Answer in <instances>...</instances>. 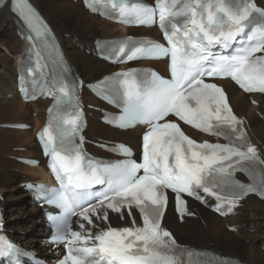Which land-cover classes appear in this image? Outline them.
I'll return each instance as SVG.
<instances>
[{
	"label": "snow or ice",
	"instance_id": "obj_1",
	"mask_svg": "<svg viewBox=\"0 0 264 264\" xmlns=\"http://www.w3.org/2000/svg\"><path fill=\"white\" fill-rule=\"evenodd\" d=\"M0 7L9 8L28 30L26 39L42 71V49L52 47L47 25L28 0H0ZM257 11L264 12L253 0H155L154 7L132 5L131 11L121 7L122 17L131 16L141 26L158 17L165 43L149 39L129 46L122 42L114 54L129 62L169 58L170 78L152 72L141 81L135 69L106 78L112 87L105 89V98L109 92L120 97L114 101L120 115L113 122L122 128L147 125L140 162L127 158L102 164L84 154L75 83L67 80L68 68L62 69L64 78L53 84L60 95L39 133L60 185L48 190L53 194L48 203L60 210L57 216L49 214L54 240L66 242L67 254L58 264H181L177 242L162 226L170 200L174 199L175 211L183 218L188 214L186 197L204 204L212 197L214 210L222 215L249 194L264 199V158L247 142L225 91L206 80L230 78L245 93L264 94V22L249 28ZM178 18H183L182 24ZM236 44L239 48L233 55L213 52L215 47L230 49ZM29 74L34 75V70L29 69ZM181 122L228 142L198 143L185 134ZM113 147L131 156L126 146ZM237 172L244 173L250 183L237 180ZM97 185L103 191H94ZM125 207L131 226H109L87 236L72 230L73 216L92 224L93 215L108 221L109 210L123 218ZM133 208L139 212L140 223ZM89 241L91 247L72 246ZM17 251L0 236V256Z\"/></svg>",
	"mask_w": 264,
	"mask_h": 264
},
{
	"label": "bare ground",
	"instance_id": "obj_2",
	"mask_svg": "<svg viewBox=\"0 0 264 264\" xmlns=\"http://www.w3.org/2000/svg\"><path fill=\"white\" fill-rule=\"evenodd\" d=\"M31 1L63 43L65 55L74 66L77 74L86 82L94 81L102 74L109 73L114 69V67L107 65L94 56L93 40L119 34L124 31L121 26L89 14L82 8L79 1L76 3L71 0ZM257 1L264 5V0ZM15 30L16 24L12 15L6 7L2 8L0 10V46H4L11 53L18 56L23 49V43ZM152 31L154 29L138 28L130 29L129 33L134 34L136 32L135 35H147L151 34ZM68 38L70 40H66ZM80 49L88 50L90 54L80 51ZM0 60V76L3 78V80H0V124L23 122L24 120H8V117L16 111L20 115L23 114L24 109L21 108L24 103L19 102V96L15 90L16 74L8 72L9 64L7 63L9 58L0 52ZM148 64L156 67L165 66L164 62H148ZM223 84L229 92L230 101L236 112L248 118L251 134L264 144V123L256 114V111H258L264 116V96H253L259 103L258 106H253L250 104L248 96L235 89L228 81L223 82ZM84 94L87 101H95L94 98L87 96L86 92ZM29 105L39 110L43 107L41 124L45 115V102L36 101L26 104V106ZM99 115L98 112L91 111V116H88V127L86 129L88 137L119 140L132 144L136 149L139 147L140 128L118 131L101 124L98 120ZM26 133V130L1 129L0 149L11 148L14 142H17L16 140L19 141L14 134L23 136ZM31 151H33L35 157L40 158V149L37 143H34ZM10 155L17 156V153L13 152ZM5 157H0V193L4 191L5 199H7L9 205L11 204L10 201L17 202L14 206L6 207L4 201H0V207L5 209L4 216L7 215V230L9 232L15 231L13 234L9 233L13 239L30 249L37 250L41 247L39 245L41 238L45 236L43 220L39 219V208L33 206L30 200H25L26 196L28 198V194L18 188V182H24L27 179L19 180L18 173L12 170V167L18 164L11 161L7 155ZM43 164L41 163L38 168L35 167L36 169L27 165H23V168L38 171V177L43 181L48 178ZM193 206L196 216L185 219L181 224L176 221L170 210L165 215L163 223L172 230L180 242L194 246L210 243L214 248L226 254L229 253L228 255L238 256L236 258L246 264H264V252L259 247L264 245V201H260L255 197H248L243 206L238 208L236 215L224 219L212 214L200 205L193 204ZM18 210L21 211V214L17 215L16 211ZM250 212L251 215H248ZM226 223L229 226L234 225L237 231H230L228 227L226 228ZM187 224L191 226L185 231L184 227ZM41 248L45 250L44 247Z\"/></svg>",
	"mask_w": 264,
	"mask_h": 264
},
{
	"label": "rangeland",
	"instance_id": "obj_3",
	"mask_svg": "<svg viewBox=\"0 0 264 264\" xmlns=\"http://www.w3.org/2000/svg\"><path fill=\"white\" fill-rule=\"evenodd\" d=\"M79 32H83V31H79ZM134 34H136V32ZM65 37H67V36H65ZM66 40H70V38H68ZM80 51H85V50L84 49H80ZM0 52L3 55H5L6 57L9 58V61L7 63V64H9L8 72H10V73L14 72L15 73L16 55L13 54V53H11L7 48H5L2 45L0 46ZM87 54H90V53L87 52ZM0 80H3V78L1 76H0ZM9 97H10V95H9ZM19 102H20V100H19ZM21 109L22 110L24 109L23 114L20 115L19 112L16 111L13 115H10L8 117V120H22V121L24 120L26 123H30L33 126L36 125V124L37 125L40 124V122L42 121V112H43L42 109H43V107L41 108V110H39V109H35L31 105L26 106V104L25 105L23 104V107ZM257 112L258 111H256V114H257ZM1 129H7V128L0 127V130ZM26 131H27V133L24 134L23 136L14 134L15 136L18 137L19 141L16 140L17 142H14V145L11 148H8L6 150L0 149V157L1 158L2 157L3 158H6L5 156L7 155L8 158L11 161H13L16 164H18L15 167H12V170L14 172L18 173L19 180H21V179H27V180L39 179L40 177H38L39 175L37 174L38 171H36V170H29V169L23 168V164H20L19 162H17L14 159L13 156H15V155H10V154H13V152H15V153H17V156H31V157H35L33 151H31V148L33 147V145L35 143L33 128L32 129H27ZM23 171H24V173H22ZM18 188L21 189V190H23V188L21 186V182H18ZM1 195L4 198L1 202L4 201V203L6 204V207L16 205L15 203H17V202H15V201L14 202L13 201H10L12 205L11 204L9 205V202L7 201V199H5L4 191L1 193ZM25 200H28L27 196L25 197ZM4 211H5V209H4ZM16 214L17 215L18 214H21V211H19V210L16 211ZM248 215H251V212L248 213ZM5 218H6V226H7L8 225L7 215H5ZM191 225H192V222H191ZM191 225L190 224H187L186 227H184V230L187 231V228L190 227ZM223 225H224V223H223ZM226 228H227V226H226ZM11 232L10 233L13 234L15 231H11ZM251 232H253V230H251ZM185 244H188V243H185ZM204 246L213 247L212 244H210V243L204 244ZM259 247H260L261 251L264 252V245L259 246ZM215 249H217V248H215ZM227 254H229V253H227ZM230 255H233V254H230ZM234 257H238V256H235L234 255Z\"/></svg>",
	"mask_w": 264,
	"mask_h": 264
}]
</instances>
